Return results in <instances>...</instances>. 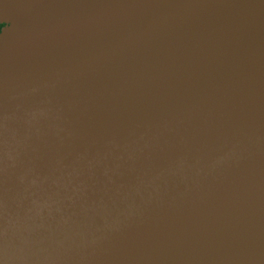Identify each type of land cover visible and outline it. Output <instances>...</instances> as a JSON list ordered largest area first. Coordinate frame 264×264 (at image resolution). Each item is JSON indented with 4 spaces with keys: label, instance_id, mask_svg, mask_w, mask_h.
Instances as JSON below:
<instances>
[{
    "label": "bare ground",
    "instance_id": "bare-ground-1",
    "mask_svg": "<svg viewBox=\"0 0 264 264\" xmlns=\"http://www.w3.org/2000/svg\"><path fill=\"white\" fill-rule=\"evenodd\" d=\"M228 1L208 0L189 24L198 31L188 40L160 38L168 40L163 53L153 47L113 54L110 64L95 70L92 94L82 99L80 114L66 118L64 131L50 134V148L39 150L51 168L43 169L39 158V169L31 164L32 173L23 169L24 177L0 179L12 189L0 198V223H6V241L16 245V254L26 248L37 251L36 235L56 232L63 221L65 252L78 256L76 244L91 243L90 225L94 231L98 226L96 245L123 239L128 234L123 228L140 230L128 238L142 236L146 245L145 236L160 232L171 219L180 233L200 215L176 248L190 252L197 240L202 244L220 228L233 237V246L240 239L235 236L239 223H246L245 196L259 202L256 217L264 223V85L258 82L249 97L243 94L246 73L264 71V9L258 15L252 0H238L228 9ZM256 31L263 38L250 41ZM208 39L225 48L230 39L245 41L253 44V53L244 59L236 46L222 60L207 49L213 47L208 43L193 54ZM185 57H190L185 63H192L190 77L198 85L170 107L168 97L157 96L152 87L163 79L171 84L184 69L180 62ZM176 83L173 93L180 92ZM174 116L179 117L162 124ZM249 149L254 155L244 162ZM90 156L96 159L81 166ZM188 166L194 172L183 181ZM229 218L238 224L235 234Z\"/></svg>",
    "mask_w": 264,
    "mask_h": 264
},
{
    "label": "water",
    "instance_id": "water-1",
    "mask_svg": "<svg viewBox=\"0 0 264 264\" xmlns=\"http://www.w3.org/2000/svg\"><path fill=\"white\" fill-rule=\"evenodd\" d=\"M252 2L260 15L264 0ZM238 3L229 0L227 8ZM207 4L208 0H0V179L3 181L11 174L24 177L23 169L31 172L33 163L36 164L33 168L39 169V158L43 160V169L51 168L52 162L44 159L39 150L50 148V134L62 133L66 118L80 114L82 99L92 94L95 70L110 64L113 54L145 52L153 47L163 53L169 47L168 40L160 42V38L178 36L188 40L198 31L189 24ZM259 34L257 31L250 34V41L263 38ZM229 42L230 46L225 48L217 40L208 39L206 43L200 42L193 54L199 55V50H204L208 43L213 47L207 49L212 48L222 60L236 46L241 47L244 59L253 53V44L245 41L238 44L231 39ZM185 60L190 57L180 62L184 69L181 74L176 73L171 84L163 79L152 87L157 96L168 97L170 107L180 101L182 92L192 91L198 85L190 77L192 63L186 64ZM179 77L181 80H176ZM176 82L180 92L173 93ZM258 82L264 85V71L247 72L244 96L249 97ZM203 88L208 89L209 84L204 83ZM178 117L166 119L162 124ZM86 151L83 148L82 154ZM211 155L219 156L214 152ZM253 155L251 149L245 150L244 162H249ZM94 159L90 156L81 166ZM193 172L190 166L184 168L182 180L188 181ZM10 190L7 184L0 183V198H5ZM251 197L245 196L246 223H239L241 231L235 234L238 224L228 219L235 236L240 238L233 246L230 244L233 237L225 236L226 231L220 228L202 244L197 240L196 248L190 252L176 248L200 221V215L197 221L190 220L180 233L174 231L175 222L171 219L160 232L152 231L145 236L146 245L142 236L128 238L138 235L140 230H126L121 224L116 228H123L128 233L126 237L96 245L93 242L97 240L98 226L94 231L90 225L91 243L85 246L77 243L78 256L65 252L63 221L56 232L41 230L36 235L37 251L26 248L16 254V245L6 241V223H0V264H264V223L256 217L262 207L259 202H250ZM45 217L49 219L48 215ZM171 232L173 237H167ZM213 245L219 246L218 250L212 251Z\"/></svg>",
    "mask_w": 264,
    "mask_h": 264
},
{
    "label": "trees",
    "instance_id": "trees-1",
    "mask_svg": "<svg viewBox=\"0 0 264 264\" xmlns=\"http://www.w3.org/2000/svg\"><path fill=\"white\" fill-rule=\"evenodd\" d=\"M2 25L0 24V29H1Z\"/></svg>",
    "mask_w": 264,
    "mask_h": 264
}]
</instances>
